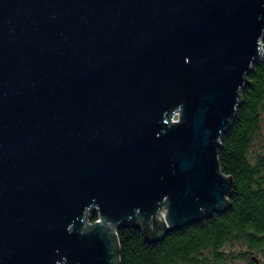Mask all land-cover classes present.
I'll list each match as a JSON object with an SVG mask.
<instances>
[{
  "label": "water",
  "instance_id": "95a60500",
  "mask_svg": "<svg viewBox=\"0 0 264 264\" xmlns=\"http://www.w3.org/2000/svg\"><path fill=\"white\" fill-rule=\"evenodd\" d=\"M263 36L264 0H0V264H119L117 227L225 208Z\"/></svg>",
  "mask_w": 264,
  "mask_h": 264
},
{
  "label": "trees",
  "instance_id": "16d2710c",
  "mask_svg": "<svg viewBox=\"0 0 264 264\" xmlns=\"http://www.w3.org/2000/svg\"><path fill=\"white\" fill-rule=\"evenodd\" d=\"M262 41L264 43V37ZM262 56L263 61L253 62L248 74L264 65V52ZM250 89L248 84L241 88L242 103L236 107L228 128L219 139L220 169L234 180L235 194L231 196L230 208L172 228L156 242L145 240L138 226L117 227L119 264L217 263L244 257L249 249L259 250L264 256V187L261 185L264 172L259 170L261 166L248 162L250 139L259 127L256 110L261 97L255 98ZM97 217V210L91 212L90 222ZM236 240L246 246L231 251L229 245Z\"/></svg>",
  "mask_w": 264,
  "mask_h": 264
},
{
  "label": "flooded vegetation",
  "instance_id": "af4514ba",
  "mask_svg": "<svg viewBox=\"0 0 264 264\" xmlns=\"http://www.w3.org/2000/svg\"><path fill=\"white\" fill-rule=\"evenodd\" d=\"M263 44L264 43L262 41L261 42V46H262L261 47V54H260L259 58L256 60L258 62L263 61V56H262V54L264 52L263 51L264 50ZM257 69H259V70H255V72H252V73L250 71V73H251V74L249 73L250 76L248 74L249 71L247 72L246 79H248L249 81H248V83H244V85H243V87H244L248 84L251 87L250 90L253 93L252 95L256 96L255 98L261 97L260 100L257 102V110H256V119H258L257 122H258L259 127L253 131L251 139H250V143H249V147H248V162L251 165H254L257 167L261 166V169H259V170L264 172V154L256 153V151H258L256 149H264V133L261 131L262 123L264 121V118L262 117V113L264 112V65H262V67L257 68ZM241 98L242 97H240V100L238 101V104L236 107H238L242 103ZM259 156H262V159H259ZM231 180H232V189L229 192V194L226 195V198L229 200V204L221 210L212 211L211 214H213L215 212L216 213H224L226 210H228L230 208L231 196L233 194H235L233 191L234 180H233L232 176H231ZM261 185L264 187V181L262 182ZM235 244L242 245L243 247L246 246V244H243L239 240H236V241H233V243L229 245V249L231 251H234L231 248ZM260 253L261 252L259 250L249 249L248 252H246V254L244 255V257H240V258L246 259L247 263H249V264H252V263L253 264H264V256H261V258L258 256V254H260ZM229 259L232 260L233 258H229ZM224 261H219L217 263L208 262L207 264H221Z\"/></svg>",
  "mask_w": 264,
  "mask_h": 264
},
{
  "label": "rangeland",
  "instance_id": "374dc122",
  "mask_svg": "<svg viewBox=\"0 0 264 264\" xmlns=\"http://www.w3.org/2000/svg\"><path fill=\"white\" fill-rule=\"evenodd\" d=\"M177 116H178V112L175 111V112H173V113L170 114V117H169V118H170V120H172V119H176ZM262 117L264 118V112L262 113ZM261 131L264 133V121H263V123H262ZM256 150H258V151H256V153H262V154H264V149H256ZM251 156H252V155H251ZM93 211H96L94 207H93V208H90V209L87 211V214L84 215V223H91L90 220H89V215H90L91 212H93ZM97 218H98V217H97ZM97 218H96V219H97ZM96 219H95V220H96ZM230 248H231V247H230ZM231 249H233L234 251H239V250L244 249V247H243L242 245L235 244V245L232 246ZM258 256L261 258V256H262L261 253L258 254ZM221 264H249V263H247L246 259H241L240 257H237V258H234V259H232V260L227 259V260H225V261H224L223 263H221Z\"/></svg>",
  "mask_w": 264,
  "mask_h": 264
},
{
  "label": "built area",
  "instance_id": "2783aa9c",
  "mask_svg": "<svg viewBox=\"0 0 264 264\" xmlns=\"http://www.w3.org/2000/svg\"><path fill=\"white\" fill-rule=\"evenodd\" d=\"M262 47V46H261Z\"/></svg>",
  "mask_w": 264,
  "mask_h": 264
}]
</instances>
